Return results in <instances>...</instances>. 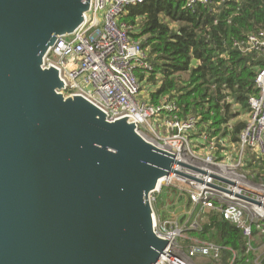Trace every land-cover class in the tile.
<instances>
[{
  "label": "water",
  "instance_id": "water-1",
  "mask_svg": "<svg viewBox=\"0 0 264 264\" xmlns=\"http://www.w3.org/2000/svg\"><path fill=\"white\" fill-rule=\"evenodd\" d=\"M89 8L0 0V264H158L171 252L150 195L175 157L129 118L65 96L44 65Z\"/></svg>",
  "mask_w": 264,
  "mask_h": 264
},
{
  "label": "built area",
  "instance_id": "built-area-1",
  "mask_svg": "<svg viewBox=\"0 0 264 264\" xmlns=\"http://www.w3.org/2000/svg\"><path fill=\"white\" fill-rule=\"evenodd\" d=\"M186 1L188 7L197 1L209 2ZM141 2L90 0L81 25L73 33L59 36L43 55L45 67L59 70L64 84L60 91L65 96H83L103 111L109 121L129 118L144 139L175 157L177 161L167 169L169 175L164 176L165 180L150 195L151 202L156 201L163 187L179 182L192 200L191 213L196 207L200 212L217 210L242 228L248 238L253 224L264 231V181L256 182L242 170L250 158L249 152L264 159V67L259 68L255 78L259 92L248 100L250 114L239 143L227 138L217 141L208 131L195 137L197 116L183 118L175 102L154 105L149 96L143 95L144 83L136 70L151 69V63L141 40L132 35L135 26L121 20L127 7ZM234 46L243 53L255 52L257 57L264 58V30L249 34ZM189 222L190 218L183 223L155 219L156 234L169 242L167 250L189 228L199 226V217ZM189 253L218 258L221 247L199 242Z\"/></svg>",
  "mask_w": 264,
  "mask_h": 264
},
{
  "label": "trees",
  "instance_id": "trees-1",
  "mask_svg": "<svg viewBox=\"0 0 264 264\" xmlns=\"http://www.w3.org/2000/svg\"><path fill=\"white\" fill-rule=\"evenodd\" d=\"M121 20L135 26L132 35L141 40L151 63V69L136 70L149 88L150 103L173 101L179 116H197L195 137L208 131L212 139L238 144L250 114L248 100L259 92L255 78L264 58L243 53L234 43L264 30V0L197 1L192 7L186 0H143L127 7ZM248 155L243 172L256 182L264 181V159ZM161 193L153 203L158 214ZM182 194L189 211L192 200L186 191ZM199 212L196 207L190 217V222L199 217V226L185 232L181 245L189 251L199 242H209L219 245L221 253L218 258L197 254V263L264 264V253L257 252L264 231L253 224L248 238L219 211Z\"/></svg>",
  "mask_w": 264,
  "mask_h": 264
},
{
  "label": "rangeland",
  "instance_id": "rangeland-1",
  "mask_svg": "<svg viewBox=\"0 0 264 264\" xmlns=\"http://www.w3.org/2000/svg\"><path fill=\"white\" fill-rule=\"evenodd\" d=\"M143 95H145L146 97L149 96V88L145 84H144ZM181 185L182 184H180L179 182H176L175 185L165 186V190L160 191L162 192L161 193L162 195L160 198V204H159V208L161 211L160 214L157 213L155 204H153L155 208L154 210H155L156 220L159 217L161 218V214L162 215L165 214V219L163 220H177V222H180V223L187 222L188 218L191 217V212H190L191 209L189 211L187 209V206H186L187 197L183 196L182 193L185 192V190L183 189ZM152 198H154V196H152ZM185 216H186V219L182 220ZM258 249L264 250V243H261ZM170 251H171V254L173 255V258L169 257V260L173 261L174 264H185V263L186 264H201V263H197L194 260L193 258L194 256H191L189 253L190 250L186 251L184 247L181 245L180 241H177L176 243L174 242ZM177 255H179L180 257H178Z\"/></svg>",
  "mask_w": 264,
  "mask_h": 264
},
{
  "label": "bare ground",
  "instance_id": "bare-ground-1",
  "mask_svg": "<svg viewBox=\"0 0 264 264\" xmlns=\"http://www.w3.org/2000/svg\"><path fill=\"white\" fill-rule=\"evenodd\" d=\"M163 178V179H162ZM159 181H163L165 180V177H162ZM169 257H172L173 258V255L171 256V254L169 253V251L164 255V257L162 258V260L160 261L159 264H174L173 261L169 260ZM186 264V263H185Z\"/></svg>",
  "mask_w": 264,
  "mask_h": 264
},
{
  "label": "crops",
  "instance_id": "crops-1",
  "mask_svg": "<svg viewBox=\"0 0 264 264\" xmlns=\"http://www.w3.org/2000/svg\"><path fill=\"white\" fill-rule=\"evenodd\" d=\"M262 246V245H261ZM259 248V247H258ZM257 252L259 253V254H261V253H264V250H257Z\"/></svg>",
  "mask_w": 264,
  "mask_h": 264
}]
</instances>
